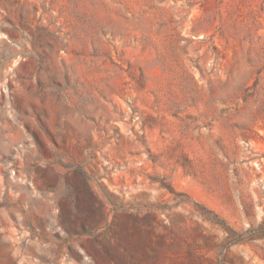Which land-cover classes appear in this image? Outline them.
Instances as JSON below:
<instances>
[{"label": "rangeland", "instance_id": "rangeland-1", "mask_svg": "<svg viewBox=\"0 0 264 264\" xmlns=\"http://www.w3.org/2000/svg\"><path fill=\"white\" fill-rule=\"evenodd\" d=\"M0 264H264V0H0Z\"/></svg>", "mask_w": 264, "mask_h": 264}]
</instances>
